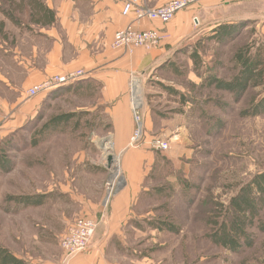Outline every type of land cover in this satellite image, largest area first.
<instances>
[{
  "label": "rangeland",
  "instance_id": "rangeland-1",
  "mask_svg": "<svg viewBox=\"0 0 264 264\" xmlns=\"http://www.w3.org/2000/svg\"><path fill=\"white\" fill-rule=\"evenodd\" d=\"M31 1L0 0V19H7L6 11L21 22L30 19ZM200 11L192 35L176 45L168 65L146 83L150 110L168 119L169 132L146 133L142 124V135L133 142L136 123L132 145L147 142L154 152L153 164L146 168L145 188L126 225L105 248L101 264H264V232L258 222L247 228L253 245L239 252L210 237L217 229L213 225L217 207H227L243 185L264 172V115L241 116L259 99L262 88H251L237 100L207 81L230 79L237 68L235 52L264 41V14L245 10L235 15L237 10L225 8L209 14ZM220 25L236 30L222 37L217 34ZM77 70L84 69L65 73ZM55 75L60 74L27 90L29 97L45 95L38 118L0 141V160L5 163L0 164V244L28 264L51 260L68 264L61 241L79 217L95 219L97 228L87 248L71 259L87 252L101 231L98 218L81 211L87 204L106 206L115 190L110 182L119 174L120 156L109 145L112 135L102 110L84 115L79 127L73 121L57 133L43 130L51 117L94 104L92 97L73 90V82L29 94ZM138 85L142 96L143 85ZM156 137L169 141L170 149H154L151 140ZM109 155L114 161L111 167ZM40 193L48 198L39 206L9 200ZM260 219L264 223V210ZM168 225L177 230H168Z\"/></svg>",
  "mask_w": 264,
  "mask_h": 264
},
{
  "label": "crops",
  "instance_id": "crops-1",
  "mask_svg": "<svg viewBox=\"0 0 264 264\" xmlns=\"http://www.w3.org/2000/svg\"><path fill=\"white\" fill-rule=\"evenodd\" d=\"M126 1L42 0L54 14L50 23L28 19L16 24L5 17L0 19V141L25 128L42 113L45 95L29 97L27 90L30 87L49 75L84 69L86 76L71 85L81 96L92 97L94 104L78 105L73 112L102 110L108 122V134L112 135L109 145L120 156L119 174L114 176L115 190L107 205L87 204L81 211V214L98 218L101 232L87 252L74 257L68 264L105 262V248L124 228L133 205L139 200L145 188L146 168L153 164L154 152L147 142L132 145L136 127L133 103L143 113L146 133L169 132L166 129L168 119L157 117L150 110V86L146 83L168 65V56L176 45L192 35L193 17L202 12L201 8L206 14L224 8L237 10L235 15H241L245 10L264 14V0L232 3L205 0L198 7L179 11L167 24L150 20L137 23L134 12L122 13ZM168 1L140 0V3L157 7ZM130 24L139 29H158L162 37L159 46L149 50L139 47L132 51L113 47L115 33ZM137 82L143 85L142 96H136ZM43 264L64 262L51 260Z\"/></svg>",
  "mask_w": 264,
  "mask_h": 264
},
{
  "label": "trees",
  "instance_id": "trees-1",
  "mask_svg": "<svg viewBox=\"0 0 264 264\" xmlns=\"http://www.w3.org/2000/svg\"><path fill=\"white\" fill-rule=\"evenodd\" d=\"M30 6V20L32 22L50 23L54 17L51 10L46 8L41 0H32ZM5 16L16 24L22 22L12 13L6 11ZM235 27L220 25L217 31L225 37L234 33ZM236 72L230 79L208 77L210 86L234 94L239 100L251 88H262L259 99H256L248 109L241 111V116L264 115V41L253 42L239 48L233 57ZM87 112H66L51 117L43 126V130L53 133L63 131L70 123L79 127L81 118ZM0 164L5 165L0 160ZM48 195H25L9 197V200L24 207L39 206L45 203ZM218 219L213 221L216 230L211 234L213 242L231 251L239 252L245 246L251 247V239L247 228L255 226L264 232V223L260 222L261 211L264 210V172L255 174L252 179L243 185L238 193L231 198L229 205L217 207ZM221 219V220H220ZM168 230L176 231L175 225H168ZM215 228V227H214ZM0 264H28L24 259L17 257L8 247L0 244Z\"/></svg>",
  "mask_w": 264,
  "mask_h": 264
},
{
  "label": "built area",
  "instance_id": "built-area-1",
  "mask_svg": "<svg viewBox=\"0 0 264 264\" xmlns=\"http://www.w3.org/2000/svg\"><path fill=\"white\" fill-rule=\"evenodd\" d=\"M203 1L204 0H170L161 6L147 7L142 6L140 0H128L125 2L122 13L124 15H129L131 12H134L135 21L137 23L143 20H150L167 24L175 18L179 11L190 9L191 7L201 4ZM193 22L195 25L200 23L197 15L193 17ZM161 39L162 37L158 29H139L133 24H130L115 33L113 47L124 48L129 51L139 47L149 50L158 47ZM85 74L86 72L84 70H77L71 73L48 77L40 85L32 88L29 94L36 95L40 92H47L63 85L70 84ZM133 116L137 123L135 137H133V142H136L142 135L143 130L142 116L139 108L134 103ZM151 146L154 149L166 151L170 149L171 145L169 141L156 137L151 140ZM110 184L114 189L115 181L113 180ZM96 228L97 221L91 217H79L69 226L61 241V246L67 257L65 261L71 260L73 256L87 248Z\"/></svg>",
  "mask_w": 264,
  "mask_h": 264
},
{
  "label": "water",
  "instance_id": "water-1",
  "mask_svg": "<svg viewBox=\"0 0 264 264\" xmlns=\"http://www.w3.org/2000/svg\"><path fill=\"white\" fill-rule=\"evenodd\" d=\"M103 145L105 144V141L102 143ZM113 156L112 155H109L108 156V163H109V167H111L112 163H113Z\"/></svg>",
  "mask_w": 264,
  "mask_h": 264
},
{
  "label": "bare ground",
  "instance_id": "bare-ground-1",
  "mask_svg": "<svg viewBox=\"0 0 264 264\" xmlns=\"http://www.w3.org/2000/svg\"><path fill=\"white\" fill-rule=\"evenodd\" d=\"M135 88H136L135 93H136V95L139 96L140 95V87H139L138 83L136 84Z\"/></svg>",
  "mask_w": 264,
  "mask_h": 264
}]
</instances>
